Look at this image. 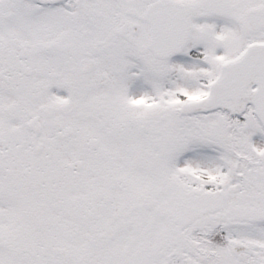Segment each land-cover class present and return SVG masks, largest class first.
<instances>
[{"label":"snow or ice","instance_id":"obj_1","mask_svg":"<svg viewBox=\"0 0 264 264\" xmlns=\"http://www.w3.org/2000/svg\"><path fill=\"white\" fill-rule=\"evenodd\" d=\"M0 264H264V0H0Z\"/></svg>","mask_w":264,"mask_h":264}]
</instances>
